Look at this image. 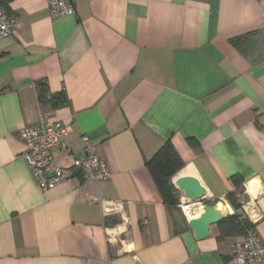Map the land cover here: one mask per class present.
Here are the masks:
<instances>
[{
	"label": "crops",
	"instance_id": "crops-1",
	"mask_svg": "<svg viewBox=\"0 0 264 264\" xmlns=\"http://www.w3.org/2000/svg\"><path fill=\"white\" fill-rule=\"evenodd\" d=\"M51 18L46 0H11L0 40V264H235L247 219L264 244V0H72ZM47 90L44 100L39 87ZM62 97V103H55ZM48 121L69 125L55 162L69 183L42 192L17 140ZM82 136L111 177L74 175ZM193 177L203 206L229 213L197 240L166 205L147 167L165 143ZM243 179L241 209L227 201ZM92 197L125 204L104 217ZM147 221V224H143ZM119 233V234H118ZM119 235V241H107ZM116 235V236H117Z\"/></svg>",
	"mask_w": 264,
	"mask_h": 264
},
{
	"label": "built area",
	"instance_id": "built-area-1",
	"mask_svg": "<svg viewBox=\"0 0 264 264\" xmlns=\"http://www.w3.org/2000/svg\"><path fill=\"white\" fill-rule=\"evenodd\" d=\"M49 16L60 18L72 15L74 5L72 0H46ZM15 19L7 16L0 6V40L8 38L12 33ZM71 131L69 125L50 122L47 116L42 115L37 124L23 127L17 136L18 142L23 147L21 157L29 170L37 187L45 192L54 187L69 183L72 176L60 167L54 159V153L62 146V139ZM83 154L76 168L82 179L91 182H106L111 177L110 168L103 156L98 152L97 145L92 143L87 136L81 137ZM99 203L104 217L117 216L120 222L117 225L123 232L128 221L125 216V204L120 201H107L92 197ZM185 218L192 219L201 213L203 205L201 200L191 202L182 198L178 204ZM147 224V221H143ZM119 234V233H118ZM117 235V234H116ZM108 237L107 241L123 240L119 235ZM228 255L235 264H264V244L255 235L252 229L247 230L244 240L237 241L230 246Z\"/></svg>",
	"mask_w": 264,
	"mask_h": 264
},
{
	"label": "trees",
	"instance_id": "trees-1",
	"mask_svg": "<svg viewBox=\"0 0 264 264\" xmlns=\"http://www.w3.org/2000/svg\"><path fill=\"white\" fill-rule=\"evenodd\" d=\"M10 1L11 0H0V6L7 16H9L7 5ZM39 88V98L42 101L46 97L47 90L44 86H40ZM63 101L64 98L62 97V99L60 98L55 105L62 103ZM146 164L164 203L169 206H177L178 198L171 180L183 167V162L173 145L169 142L162 145ZM231 181L234 186V191L227 194V201L233 210L238 211L241 209L239 195L242 193L241 186L243 184V179L240 176H234L231 178ZM227 223L235 227L238 233H241L243 228L246 229V231L252 229V225L247 219H239L237 215L231 216L227 220Z\"/></svg>",
	"mask_w": 264,
	"mask_h": 264
},
{
	"label": "water",
	"instance_id": "water-1",
	"mask_svg": "<svg viewBox=\"0 0 264 264\" xmlns=\"http://www.w3.org/2000/svg\"><path fill=\"white\" fill-rule=\"evenodd\" d=\"M80 171L76 170L74 175ZM174 185L181 191L183 197L191 202L202 199L200 184L193 177H179L175 180ZM229 213L220 211L214 206H203L201 214L196 219L189 221V227L197 240H203L210 235V226L219 224L228 218Z\"/></svg>",
	"mask_w": 264,
	"mask_h": 264
},
{
	"label": "rangeland",
	"instance_id": "rangeland-1",
	"mask_svg": "<svg viewBox=\"0 0 264 264\" xmlns=\"http://www.w3.org/2000/svg\"><path fill=\"white\" fill-rule=\"evenodd\" d=\"M243 199L241 196L239 197V200Z\"/></svg>",
	"mask_w": 264,
	"mask_h": 264
}]
</instances>
